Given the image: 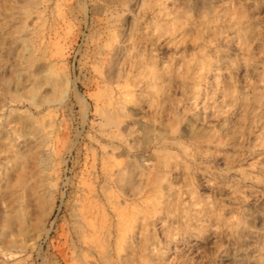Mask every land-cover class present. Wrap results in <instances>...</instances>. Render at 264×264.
<instances>
[{
    "label": "rangeland",
    "instance_id": "rangeland-1",
    "mask_svg": "<svg viewBox=\"0 0 264 264\" xmlns=\"http://www.w3.org/2000/svg\"><path fill=\"white\" fill-rule=\"evenodd\" d=\"M163 1L0 0V264H264V0Z\"/></svg>",
    "mask_w": 264,
    "mask_h": 264
},
{
    "label": "bare ground",
    "instance_id": "bare-ground-1",
    "mask_svg": "<svg viewBox=\"0 0 264 264\" xmlns=\"http://www.w3.org/2000/svg\"><path fill=\"white\" fill-rule=\"evenodd\" d=\"M163 0H159V3L163 5ZM202 4L206 2V0H199ZM254 22H247L244 27L241 30H232L231 33H229L227 39L231 41L235 46L238 51H242L243 45L242 42H239L237 39L239 38H250L253 34L252 31V26ZM1 26H0V33H1ZM225 61H223L224 63ZM226 63V62H225ZM228 65V64H227ZM198 67V65L195 63V68ZM227 68H231L230 66H226ZM246 70H249L250 75L252 77L256 76L258 77L257 81H250L251 88L254 90L255 95L253 98V103L251 105V108H246L245 109V115L240 116L238 115L237 117L230 118L229 119V125L228 128L230 129L232 134H236V129L244 122L245 117H256L255 121V127L257 128H264V95L260 93V90L257 89L260 85H264V59L259 61L256 64H250L245 67ZM229 70H221L218 69L216 71V77H224L225 74L228 73ZM219 83V82H218ZM217 83V84H218ZM218 87V86H217ZM196 96L199 95L197 92L195 94ZM198 97L194 98L193 101L191 102V108L195 111L198 110ZM208 99L210 100L209 97H205L202 101L203 105V113H207V101ZM232 99V96L226 99H222L221 102V107L218 109V113L220 114H228V110H226V104L229 100ZM157 207L161 210L165 206V202L162 196L159 197V199L156 202ZM209 212V209H206ZM139 217H135L129 221V223L126 224L125 230L123 231L120 241L118 242V247H117V256L119 259H125L131 251L133 250V243L135 239V234H136V229L138 227L139 223ZM158 217L154 216L151 217V222L157 221ZM210 221V220H208ZM160 225H163L161 223ZM203 227H208V223L202 224ZM173 239L171 235L166 236V240L170 241ZM231 254L232 259L234 260L232 264H245L247 262V250L245 247L240 246L238 249H233L232 251L229 252Z\"/></svg>",
    "mask_w": 264,
    "mask_h": 264
}]
</instances>
